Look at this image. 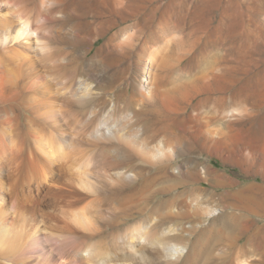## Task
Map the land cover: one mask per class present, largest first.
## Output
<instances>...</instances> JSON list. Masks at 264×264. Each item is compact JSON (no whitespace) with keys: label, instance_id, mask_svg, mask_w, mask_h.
I'll list each match as a JSON object with an SVG mask.
<instances>
[{"label":"rangeland","instance_id":"obj_1","mask_svg":"<svg viewBox=\"0 0 264 264\" xmlns=\"http://www.w3.org/2000/svg\"><path fill=\"white\" fill-rule=\"evenodd\" d=\"M85 2L91 14L101 10L106 14L111 11L117 20V30L133 29L137 25L135 29L139 30V42L134 41V46L120 54L110 69L105 70V66L99 63L103 55L102 50L99 52L102 39L86 55L84 45H75L68 39L51 41V56L62 57L65 64V68L55 74V78H66L61 100L69 101L68 106L73 109L82 107L83 144L76 151L63 148L73 154L72 160L66 162V176L76 193L69 197L66 196L68 192L56 193L55 189L39 185V177L29 178L23 172L11 178L9 170L19 161L0 160L1 180L6 185L0 194L8 199V189L14 190L20 197L29 194L32 198L24 210L26 217L12 219L0 211V221H60L54 217L71 204V212L76 209L75 212L86 216V221H95L105 227L104 233H101L103 237L112 233L116 236L137 235L140 230L150 227L155 217H149V221L145 222L144 217L135 214L132 221H113V214L118 213L122 205L116 198L136 196L146 179H185L194 186L206 189V195L214 196L208 202L207 197L198 196L196 191L187 195L180 206L193 205L197 200L200 204L198 210L211 208L216 210L215 215L209 217L203 214V218L192 225L189 221H183L179 226L168 223L159 229V234H179L185 238L210 241L215 244L217 257L224 258V264H264V0ZM63 24L68 28L75 21L60 22L58 25ZM149 47L159 48L164 54L166 62L159 70L164 77L162 88L179 89L173 106L175 109L169 112L170 118L167 114L164 117L168 122L167 131L163 130L162 123L165 113L155 112L151 105H141L138 101L139 78ZM80 82L89 84L91 88L90 93L85 92L81 105L74 98ZM222 106L225 107L224 113L220 111ZM176 109L177 113L174 112ZM189 119H196L202 123L201 127L206 123L207 126L203 125L202 129L214 130L230 125L231 130L225 129L227 148L216 152L208 148L209 151L205 150L201 145L202 139H191L192 130L186 129ZM106 126L130 139L139 131V140L145 139L149 147L155 148L163 139L179 147H176L172 160L162 165H150L140 153L131 149L126 152L130 153L129 157L122 160L110 154V150L124 153L127 147L119 142L111 146L108 140L96 134L97 128L104 130ZM173 128L178 129L181 142H176L169 133ZM53 140L59 141V136H54ZM244 142L250 144L248 148H244ZM247 161H251V165ZM205 166L227 180L216 186L196 182ZM236 190L240 191L239 195L233 194ZM224 192L232 194L230 199L226 203H218V197ZM131 203L129 205L134 208L138 199ZM3 207L6 204L0 200V208ZM237 211L246 220H220L223 214ZM75 231L77 238L89 234L87 228ZM170 244L172 247L166 252L168 256L176 249L186 253L185 249L176 248V242ZM212 264H218V261Z\"/></svg>","mask_w":264,"mask_h":264},{"label":"bare ground","instance_id":"obj_2","mask_svg":"<svg viewBox=\"0 0 264 264\" xmlns=\"http://www.w3.org/2000/svg\"><path fill=\"white\" fill-rule=\"evenodd\" d=\"M101 11L91 14L85 0L72 2L70 0H0V160L19 161L9 170L8 175L11 178L18 172H23L29 178L39 177V185L55 189L56 193L68 192L67 197L76 193L66 176L68 175L66 162L72 160L71 151H76L83 144L84 132L81 129L80 118L82 107L73 109L68 106L69 101L61 100L66 78L63 76V78H55V74L62 71L65 64L62 57L59 59L55 55L51 56L50 43L57 39L59 41L68 39L75 45H84L86 55L93 45L102 39L99 52L102 50L103 55L99 63L105 66V70L110 69L111 64L120 54L128 52L134 46V41L138 40L139 30L135 29L137 25L133 29L127 27L117 30V20L112 16L111 11L109 10L110 13L107 14ZM66 21H75V24L68 28L64 24L58 25ZM149 48L139 78L138 101L141 105H151L155 112L165 113L161 116L164 121L163 130L167 131L168 122L165 118L175 109L173 106L179 89L162 88L164 77H161L159 70L166 62H164V54L159 48ZM90 91L89 84L80 82L74 94L75 101L81 105L86 97L85 92L90 93ZM220 111L224 113L225 107L222 106ZM174 112L177 113V109ZM168 117L170 118L169 115ZM191 120L186 129L192 130V140L195 139L194 137L202 139V147L214 152L227 148L225 129L231 130L230 125H225V128L221 129H202L203 125L207 126L206 123L201 127L202 123L196 119ZM103 129H96V134L101 139L108 140L111 146L119 142L127 147L124 153L117 149L110 150V154L122 160L129 157L130 153L126 152L131 149L140 153L150 165H162L172 160L176 147H179L168 144L165 139L155 148L149 147L145 139L139 140L141 138L139 131L130 139L119 135V132L111 127L106 126ZM169 133L176 142H181L178 129L173 128ZM56 135L60 140L54 142L53 137ZM245 142L244 148H248L250 144ZM63 148L71 151L65 152ZM79 168L82 169L83 165ZM56 173H58L57 178ZM198 177L196 182L213 184V186L227 180L208 166L202 168ZM1 178L0 168V190H3L6 185ZM165 178L162 181L146 179L136 196L116 198L118 204L122 205L118 213L113 214V221H132L135 214L144 217V221L149 217H155V222L150 227L140 230L137 235L130 233L116 236L112 233L103 237L101 233H104L105 227L102 228L95 221H86V216L82 212H75L76 209L71 212L72 210H69L71 204L67 209L69 211L66 208L59 209L54 219L58 218L60 221H0V264H212L216 261L218 264H224V258L217 257L215 244L210 241L185 238L179 234L173 236L159 234V229L168 223L179 226L183 221H189L192 225L203 218L201 216L208 214L210 217L215 215L214 211H216L211 208L198 210L200 204L197 200L193 205L180 206L187 195L196 191L198 196L207 197L208 202L214 195H206V189L194 186L188 180ZM6 191H9V201L0 194L1 202L6 204V207L0 208V211H3L5 217L10 216L12 219L26 217L27 212L24 210L27 203L31 202V196L26 194L20 197L14 190L6 189ZM233 194L239 195L240 191L236 190ZM158 195L164 196L158 198ZM231 195L229 192H224L218 197L217 202L226 203ZM135 199H138V203L131 208L129 204L134 203ZM238 212L225 213L220 220L225 218L229 221L246 220L245 216ZM79 228L82 230L87 228L89 234L82 238L75 237V230ZM171 242H176V248L185 249L186 253L173 249L174 252H170L168 256L166 252L172 247ZM200 259L203 261L200 262Z\"/></svg>","mask_w":264,"mask_h":264}]
</instances>
